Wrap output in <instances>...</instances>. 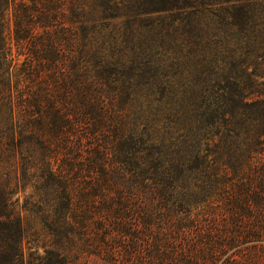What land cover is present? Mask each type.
I'll list each match as a JSON object with an SVG mask.
<instances>
[{"label": "rangeland", "instance_id": "rangeland-1", "mask_svg": "<svg viewBox=\"0 0 264 264\" xmlns=\"http://www.w3.org/2000/svg\"><path fill=\"white\" fill-rule=\"evenodd\" d=\"M53 1L61 5L59 14H51L69 20L61 22L63 27L73 28L69 22L75 20L82 28L84 66L101 74L98 102L119 115L103 123V142L109 146L106 169L117 170L134 186L152 183L151 176H159L154 172L170 174L174 165L184 173L176 172L186 177L184 184L174 194L159 195L149 187L144 195L154 198L153 206H161L154 210L161 215L154 228L180 243L196 235L175 232L176 223L204 228L205 219H211L223 226L235 216L234 209L244 210L242 233L213 264L240 255L264 264V134L257 139L264 119V104L258 102L264 98V0ZM2 22L4 48L11 49L15 69L27 57L25 46L19 53L14 40L11 0ZM53 25L60 28L59 22ZM1 48L0 82H5L9 57ZM88 139L97 143L92 136ZM251 144L257 152L245 163ZM19 160V154H0V186H7L8 208L24 224V264H40L44 236L34 214L49 207L34 188L35 176L22 175ZM236 166H243V172H234ZM237 175L243 181L238 183ZM243 182L247 187H241ZM132 192L121 195L129 203L114 204L119 210L103 209L96 220L108 224L131 215L129 222H137L145 210L140 207L147 206L135 203L140 194ZM84 260L78 264H112L102 256Z\"/></svg>", "mask_w": 264, "mask_h": 264}, {"label": "trees", "instance_id": "trees-1", "mask_svg": "<svg viewBox=\"0 0 264 264\" xmlns=\"http://www.w3.org/2000/svg\"><path fill=\"white\" fill-rule=\"evenodd\" d=\"M11 1L14 40L19 53L25 46L27 58L13 69L11 49L4 48L2 19L7 0H0V44L2 51L5 50L4 57H9L7 78L0 82V154L8 152L13 157L19 154L22 175L35 176L33 184L39 199L48 204L46 212L39 210L34 214L36 223L40 220L44 236L40 264H78L81 259L86 263L96 256L105 257L112 264H213L235 245L234 238L242 233L239 227L245 218L244 210L234 209L235 216L229 217L223 226L211 219H205L204 228L176 223L175 232L196 235L180 243L156 230L153 225L157 227L160 222L154 221L161 215L157 217L154 210L161 206L156 203L153 206L154 198L144 195L149 187L159 195L174 194L186 181L184 175H179L183 172L172 165L170 174L154 172L159 176H151L152 183L146 181L133 186V181L118 175L117 170L108 171L104 161L109 155V146L103 142V123L107 125L119 115L114 107L98 102L101 74H92L84 66L86 48L81 47L82 28L75 20L69 22L73 28L62 26V21L69 20L57 15L60 2ZM54 22H59L60 28ZM72 42L75 47L71 49ZM258 102L264 104V98ZM257 130L259 139L264 134V119ZM90 136L97 143H88ZM250 147V155L244 162L257 152L253 145ZM233 171L239 174L243 166H236ZM116 176L120 178L118 184L113 179ZM237 176L238 183L243 181L241 175ZM260 186L264 191V184ZM241 187H247V183H241ZM5 189L0 186V264H24V224L20 214L8 208L6 185ZM126 192L140 194L135 203L147 206L140 207L145 210L140 211L137 222H129L131 215L119 216L117 222L113 218L108 224L101 218L96 220L103 209L119 210L120 207L113 205L129 203L121 198ZM113 194L118 197L113 198ZM231 226L235 228L230 230ZM215 233L219 234L218 239ZM253 263L251 257L243 255L238 259L225 256L221 262Z\"/></svg>", "mask_w": 264, "mask_h": 264}]
</instances>
